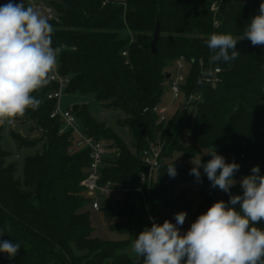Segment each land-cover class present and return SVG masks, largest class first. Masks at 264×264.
<instances>
[{
	"label": "trees",
	"instance_id": "obj_1",
	"mask_svg": "<svg viewBox=\"0 0 264 264\" xmlns=\"http://www.w3.org/2000/svg\"><path fill=\"white\" fill-rule=\"evenodd\" d=\"M44 1L56 15L49 20L54 29L52 46L60 49L59 72L70 79L66 90L92 93L103 105L128 116L123 124L130 130L135 153L86 108L76 106L72 111L83 120L86 135L109 143L101 181L129 189L100 208L105 217L117 220L114 229L137 237L151 227L150 217L159 224L166 219L175 223L176 213L192 210L188 186L194 175L190 164L174 159L176 152L191 159L201 149L209 153L215 148L227 163L240 165L235 180L251 174L257 165L264 175V45L241 40L262 0H251L254 6L240 0ZM157 20L160 37L153 55ZM213 33L241 40L235 60L210 62L214 52L206 41ZM181 58L190 67L182 93L200 95L202 100L159 123L152 110L160 106L171 75L168 69ZM216 69L220 73L213 76L215 83L207 82L205 77ZM56 89L50 80L32 93L41 104L14 121L34 123L44 140L43 152L26 158L24 180L17 177L15 163H6L9 153L0 129V242L21 243L11 260L0 252V264H143V257L124 252L129 241L93 236L90 213L84 210L92 200L81 185L90 165L89 149L76 148L72 131L63 130L59 117H51L56 101L48 95ZM185 130L192 140L188 146L183 145ZM15 138L21 144L34 143ZM150 143L162 145L158 180L145 185L142 195L137 191L146 171L142 153ZM209 159L205 155L202 163ZM172 164L174 177L167 172ZM242 191L239 182L231 189L233 195ZM220 200L227 202L229 195L212 188L204 175L192 223ZM254 226L264 230V221Z\"/></svg>",
	"mask_w": 264,
	"mask_h": 264
},
{
	"label": "clouds",
	"instance_id": "obj_2",
	"mask_svg": "<svg viewBox=\"0 0 264 264\" xmlns=\"http://www.w3.org/2000/svg\"><path fill=\"white\" fill-rule=\"evenodd\" d=\"M53 31L48 18L31 3L9 0L0 6V125L12 124L41 104L32 93L49 84L57 67L60 49L52 46ZM244 38L253 46L264 45V0L247 24ZM240 41L231 34H211L206 41L214 52L210 62L235 60ZM206 155L211 157L206 163L192 160L190 174L202 182V167L211 187L228 194L229 200L215 202L183 234L178 226L185 223L186 212L176 213L175 223L166 219L159 224L150 217L151 227L146 226L131 247L135 256L143 257V264H264V230L254 226L264 221V175L254 166L239 181L242 195H233L234 173L240 165L227 163L215 148ZM167 172L171 177L177 174L174 164ZM20 246V242L3 241L0 252L11 260Z\"/></svg>",
	"mask_w": 264,
	"mask_h": 264
},
{
	"label": "rangeland",
	"instance_id": "obj_3",
	"mask_svg": "<svg viewBox=\"0 0 264 264\" xmlns=\"http://www.w3.org/2000/svg\"><path fill=\"white\" fill-rule=\"evenodd\" d=\"M9 0H0V5H4L8 3ZM14 3H20V0H12ZM27 6V4L25 3ZM44 15V14H43ZM59 57L57 55V61ZM169 72L175 75L174 66L170 67ZM184 74H187V71H184ZM185 100L183 97L180 99H173L171 89H170V81L167 80L164 84V95L162 97L160 106H168L169 107V115H174L175 112H183L187 107ZM78 107L79 110L82 108H86L90 116L97 122L105 124V126L111 132L115 133L128 147V149L135 153L132 136L128 126L124 125L123 122L128 117L127 114L121 109L112 108L109 106L103 105L99 102L95 95L92 93H82V92H71L68 90H64L61 97L60 109L62 112L68 110H74V107ZM192 109V108H191ZM189 108V112L191 111ZM77 114V113H76ZM77 122L75 124L74 129L66 128L65 131H72L74 137H81L86 135L85 126L83 120L79 116H75ZM1 135H2V145L4 149L9 153L6 158V163L16 164V173L17 177L21 180H24V166L26 158L38 153L43 152L44 150V140L41 138L40 131L36 128L34 123H22L15 122V126H11L9 124L0 125ZM21 136V138H26L28 140H33L32 144H21L15 138V136ZM183 145L188 146L192 144V140L190 137V133L188 130L183 132ZM28 142V141H26ZM106 146L109 144L107 141L103 142ZM77 148V147H76ZM79 149V148H78ZM76 149V150H78ZM114 153H111L112 156ZM207 154L206 150L201 149L200 152L191 159H187L185 155L181 152L174 153V159L188 163L193 167V161L202 160V158ZM201 179L204 177L203 169L200 168ZM242 177L237 179V183L241 180ZM154 184L157 183L158 180V172L154 174ZM201 186L202 182H197L195 176L191 183H189V188L191 189L189 192V198L192 201V209H196L201 196ZM98 202L101 206L107 201L104 198H97ZM85 211H89L90 213V221L92 227L94 229L93 236L99 237L104 241H129V246L125 249V253L129 256L134 257L135 255L132 253L131 247L136 237L125 233L120 232L117 229L113 228V224L117 222L116 219H110L104 216L103 212L100 210H96L92 207V202L84 208ZM191 219L185 221L184 226L180 227L181 233H186L191 226Z\"/></svg>",
	"mask_w": 264,
	"mask_h": 264
},
{
	"label": "built area",
	"instance_id": "obj_4",
	"mask_svg": "<svg viewBox=\"0 0 264 264\" xmlns=\"http://www.w3.org/2000/svg\"><path fill=\"white\" fill-rule=\"evenodd\" d=\"M24 2L28 4H33L37 9H39L42 14H44L48 20H52L56 17L55 11L53 7L48 5L44 0H24ZM212 10L214 12L217 11V6L213 5ZM217 26L218 23L215 22ZM124 55H126L124 53ZM175 75L171 74L170 81V89L173 96V99L184 98L185 102L188 106L194 101H201L202 98L200 95H190L186 97L182 93V86L186 82V77L189 71V65L185 63L184 59H178L174 63ZM184 71H187V74H184ZM220 73L219 69H216L214 72L210 73L205 77V80L209 83L214 84L216 79L213 77L216 74ZM52 82L57 85V89L54 92H51L48 95V98L56 101V107L51 114L52 118L59 117L62 122L65 130L66 128L74 129L77 119L73 114L72 110H68L62 112L60 109V102L63 91L68 87L70 83V79L66 76H63L59 72V62L57 61V67L55 71L51 74ZM148 111V108L145 109ZM158 116L159 123H166L170 119L169 115V107L168 106H155L152 110ZM11 126H15V122L10 124ZM61 132H64V131ZM75 145L77 148L89 149L90 153V165L88 171L86 173L85 178L82 180L81 185L84 188L87 196L92 200V207L96 210H100L101 204L98 202L97 198H119L122 192L129 191V189H122L111 182L103 183L101 176V169L104 163V159L106 155L109 153L107 146L100 140H96L95 138L85 135L81 137H75ZM162 152V145L157 143H150L148 148L142 153V160L146 166V171L141 175V183L143 186L137 189V191L144 195V186H151V183L154 181V174L157 171L159 166V159ZM187 213L186 220L191 219L195 213L196 209H192L190 211H183Z\"/></svg>",
	"mask_w": 264,
	"mask_h": 264
},
{
	"label": "water",
	"instance_id": "obj_5",
	"mask_svg": "<svg viewBox=\"0 0 264 264\" xmlns=\"http://www.w3.org/2000/svg\"><path fill=\"white\" fill-rule=\"evenodd\" d=\"M240 2L242 4H246V5H249V6H254L255 5L254 2H252L251 0H240ZM159 37H160V21L157 20L156 27H155V30H154L153 40L151 41V53L153 55L157 54V52H158L157 44H158V41H159ZM167 78L168 79L170 78V74L167 76Z\"/></svg>",
	"mask_w": 264,
	"mask_h": 264
}]
</instances>
